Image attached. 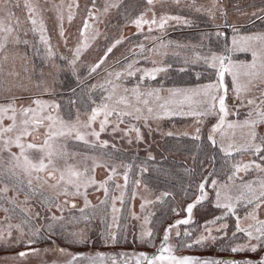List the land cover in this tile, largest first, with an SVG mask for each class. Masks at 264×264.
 Masks as SVG:
<instances>
[{"label":"snow or ice","instance_id":"snow-or-ice-1","mask_svg":"<svg viewBox=\"0 0 264 264\" xmlns=\"http://www.w3.org/2000/svg\"><path fill=\"white\" fill-rule=\"evenodd\" d=\"M172 5L177 10H169L171 5L165 0H159V7L157 0H136L134 11L124 0H105L102 6L96 0H88L84 5L79 37L69 47L64 29V9L67 8V20L71 22L80 10L78 2L64 5L40 3V0H0V88L10 90L9 77L20 76L15 63H8L10 58L14 61L17 55H21L16 46L23 44L27 48L31 45L36 49L34 41L24 38L28 31L39 34L46 62L49 63L48 77L38 80L36 85L49 98L37 97L28 105L18 106L15 98L0 104V183L3 184L0 187V210L5 213L4 223L0 224V244L21 249L12 257L13 260L22 262L30 254L52 251L59 252L66 259L44 260L42 264H82L85 260L95 264L90 254L70 250L72 246L95 243L87 223L91 216L81 208L79 216L71 214L65 217L64 208L71 205L75 209L77 197H83L86 208L90 204L88 188L98 187L105 194L101 204L107 205L111 200L115 220L124 204L125 193L129 191L130 171L139 169L138 178L132 181L136 187L130 190L131 199H135L142 183L147 192L151 180L168 174L153 155L151 144L145 150L143 159L137 154L133 161L117 162L118 155L112 151L116 148L115 143L102 138V134L110 133L113 138L119 134V138L139 146L146 142L144 128L151 135L153 125L159 131L162 120L191 117L195 125L191 132L168 131L164 135L190 137L199 150L222 154L225 178L218 179L215 168L207 172L201 164L200 178L194 183L190 182L186 188L181 186L179 191L163 190L158 195L152 193L151 199L141 193L142 213L147 205L159 202L167 203L172 215L171 219L163 221L156 217L159 227L152 223L155 213L148 211L143 215L141 231L138 237L134 235V240L138 238L155 251L151 254L145 251L133 253L136 264H264V30H248L241 34L239 28L229 21L228 8L220 0H212L209 6L198 3V0H188L185 4L181 0H172ZM248 7L251 8L250 12L237 10L247 17L248 24H254L255 18L264 25V0H259V6L252 4ZM184 8L203 16L191 18L182 11ZM21 9L26 13L24 21L17 14V10ZM112 9L116 10V16L105 27L114 24L117 28L115 37L99 28V24L105 23L102 17ZM46 10L56 12L59 38L68 49L67 54L58 55L51 43L44 20ZM198 20L205 27L215 28L218 38L226 37L222 29H232L231 46L227 45L225 38L223 52L212 51L211 48L203 53L196 51L197 47H204L201 43L192 45L191 61L185 56V64L202 62L206 70L212 71L215 79L209 76L206 83L167 88L162 83L152 84L150 81H156L159 74L166 73L171 67L170 64L151 59L154 54L159 55L160 48L172 43L162 39L164 30L170 22L195 27ZM24 23L30 27L25 29ZM129 26L135 32L125 36L122 29ZM157 32L161 35H157ZM212 34L202 32L200 35L202 39H210ZM132 35H143L145 41L154 43L149 48L145 43L133 42ZM99 37L106 41L102 54L89 63L86 50ZM125 42L130 43L131 47L126 55L117 58L114 50ZM235 51L249 52L251 60H233L230 53ZM22 58L25 61L23 71L27 72V51ZM109 59H113L115 68L107 63ZM147 63L152 66L148 67ZM101 72L104 73L102 77ZM226 74L231 76L230 85L225 82ZM200 75L197 73L198 79ZM49 78L51 83L48 82ZM60 78L63 79L58 84ZM57 87L66 90L68 95H58ZM63 101L67 102V111L61 115ZM242 107L247 109V114L241 120L239 109ZM232 115L237 119H230ZM208 126L206 136L202 135V130ZM71 142H82L93 151L83 154V159L76 161L75 158L81 153L70 146ZM13 148L17 151H13ZM234 154H248L251 159L236 161ZM210 158L215 160L216 156L211 155ZM197 159L198 156L193 155L194 163ZM230 160L232 164L229 168ZM98 167L108 170L103 180L96 179L95 170ZM120 168H123L124 184H115L120 195L109 197L110 182L120 174ZM185 171L195 175L197 168L189 167ZM242 172L252 174V178L244 180L240 176ZM45 187L48 191H45ZM10 190L12 195H8ZM21 192L25 202L36 198L43 203L46 209L43 217L39 211H30V204L25 203L24 207L18 204ZM61 196L63 200H60ZM117 200L121 208L117 207ZM205 202L214 204L221 211L219 215L204 221L203 230L194 236L188 227L181 226L190 225L194 209ZM53 207L60 211V215L51 211ZM17 208H20L19 213ZM13 214L20 216L18 223H11ZM131 216L141 219V215L134 210ZM41 219L44 223H40ZM82 222L83 227H78ZM103 239L117 243L119 237L115 232H104ZM217 242H226L233 253H252L254 258L249 256L241 261L177 254L180 248ZM39 243L46 246L43 249L29 247Z\"/></svg>","mask_w":264,"mask_h":264},{"label":"rangeland","instance_id":"rangeland-1","mask_svg":"<svg viewBox=\"0 0 264 264\" xmlns=\"http://www.w3.org/2000/svg\"><path fill=\"white\" fill-rule=\"evenodd\" d=\"M79 3L80 4V10L77 13V15L74 17V19L69 22L67 20V8L65 7V20H64V29L65 34L68 37L69 40V47L74 45L79 37V30L82 28V19L84 16V5L88 3V0H40V3H63L64 5L70 4V3ZM98 5H103L105 0H96ZM125 4H127L130 8H132L135 11V4L136 0H124ZM168 4L171 5V8L169 10H177L175 8V5H172V0H165ZM188 0H181L182 4L187 3ZM221 3H223L228 8V19L232 24H235L241 34L245 33L248 30L251 31H260L264 30V25H262L260 20L254 19V24H248L247 23V17L242 16L240 14V11L237 9H243L246 11H251V8L248 7L249 5L256 4L255 2L251 0H220ZM198 3H202L205 6H209L212 3V0H198ZM157 6L159 7V0H157ZM75 11V10H74ZM183 12L188 13L191 18H195L197 16H203L201 13H195L192 12L190 9L184 8L182 9ZM17 14L20 16L21 20H25L26 13L21 9L17 10ZM116 16V10L112 9L111 12L107 15L102 17V19L105 21V23L99 24V28L101 31L106 32L108 35L115 37L117 35V28L114 26V24H108V27H105V24ZM204 19H207V17H204ZM44 20L45 25L49 29L48 35L51 37V43L54 47L57 49V54H67L68 49L64 47V42L59 38V22L57 21L56 12L55 11H48L46 10L44 12ZM222 22V21H221ZM25 29H28L30 27L29 24L24 23L23 24ZM226 33L225 36L217 37L215 35V28H208L205 27L199 20L197 21V26L195 27H187L182 24H176L175 22H170L169 26L164 30L162 33V39L167 42L171 41V44H168L165 48L159 49V55L154 54L151 59H155L160 62H164L166 64H170L171 67L167 69L166 73H161L157 76L156 81H150L154 85H158L159 83H162L165 88L172 87V86H190V85H178L175 84L174 81L178 79H185L186 77L189 78V76H193L194 79L199 80L196 83H206L207 77L211 76L213 79H215V76L213 75L211 70H206V66L203 65L202 62L192 63L189 62L188 64L184 63L185 56L188 57L189 61L192 60V52L193 48L192 45H200L201 43L204 45V47H197L195 50L200 52H207L209 48H211L212 51L217 52H223L225 48V38L227 39V45L231 46V38H232V29L226 28L222 29ZM123 34L125 36H129L135 32V29L129 26L128 28L122 29ZM202 32H211L213 33L212 36L209 38H201ZM157 35H161V33L157 32ZM29 41H34L36 44V49H34L31 45H29L27 48L23 44H20L17 47L18 52L21 55H17L15 60L13 61L11 58L9 60V65H11L13 62L15 63V66L17 70L20 71L19 77H9L10 90L5 91L2 88H0V104L7 103L13 100L15 98V103L19 106L20 104L28 105L31 100L39 97L42 99L49 98L47 93H43L40 88H38L37 81L40 79H44L48 77L49 72V63L46 62L45 58V50L44 45L39 40V34H33L31 31H28V34L26 37ZM132 41L133 42H142L145 43L147 47L151 48L153 45V41L148 40L145 41L143 39V35L136 37L135 35H132ZM106 41L103 39V37H99L96 41L92 42V46L86 50V56L88 62H92L97 58L98 55L102 54L101 50L104 46ZM158 43V42H156ZM180 45V47H178ZM183 45H187L188 47H183ZM131 47L130 43L125 42L123 45L118 46V50H114L116 52V57L119 58L121 55H126L128 53V49ZM27 51V67L28 71H23V65L25 63L24 59L22 58V54ZM231 57L235 61H249L251 60V54L249 52L244 51H235L230 53ZM111 56V54H110ZM109 65H111L113 68L116 67L115 63L113 62V59H109L107 61ZM148 67H151L152 65L150 63H147ZM183 69V71L181 70ZM41 72H43V76H41ZM197 73H200V78H197ZM169 74V75H168ZM104 75L103 72L100 73V76L102 77ZM182 75V77H179ZM171 76L172 80L169 81L166 79L167 77ZM2 78V77H0ZM63 78H60L58 80V84L62 81ZM166 80V83L169 82V85H165L164 81ZM49 83H51V80L49 78ZM225 82L229 85L231 84V76L226 74ZM57 94L61 96H67L68 93L66 90H62L60 87H57ZM231 95V93H230ZM63 107L61 109V115H64L67 111V102L63 101ZM73 115H75V109L72 110ZM241 115L239 119H244L245 115L247 114L246 108H240L239 109ZM230 119H237L235 115H232ZM6 123L8 121H5ZM160 123V130H155V124L153 125V133L151 135H148V130L146 128L143 129L144 133L146 134V142L140 143L139 147H144L148 143V137H154V136H165L164 133L168 131L173 132H184L189 131L191 132L195 125L193 123V119L191 117L187 118H174L172 120H162ZM123 127V125H122ZM208 127H205L202 130V135L207 134ZM134 135V134H133ZM102 138H107L112 140L113 143H115L116 148L112 149V151L116 152L118 155V161H124V159H120L119 155L123 154L125 152H128L127 150L133 149V147H137L136 143L129 144L126 139L119 138V134H117L116 138H113L112 134L105 133L102 134ZM70 146L75 150L81 153L80 156H77L75 159L76 161H80L83 159V154L85 153H91L93 149H91L89 146L84 145L82 142H71ZM111 148V145L109 146ZM13 151H17V149L13 148ZM4 155H7V153H4ZM236 155V161H247L251 159V157L248 154H234ZM117 176L114 177L113 181L110 182V191H109V197L111 196H119L120 190L115 188V184L119 183L121 186L124 184V177L122 175L123 168L118 169ZM138 170L136 171V173ZM108 174V170L103 167H98L95 170V176L97 180H103ZM136 176V175H135ZM139 172L137 173L136 178H138ZM240 176L244 178V180H249L252 178V174H245L240 173ZM135 178L132 177L131 171L129 172V184H128V190L125 193V199L124 204L121 208L120 201H116V205L118 208H121V211H119L116 214V219H113V213L111 211V200L109 199V202L107 205L101 204V201L105 199V194L103 189L98 187L90 186L88 188V199L90 201V204L85 208L83 197H77L76 203L77 207L75 209L71 208V205H68L64 208L63 214L65 217H69L71 214L80 215V209H85V214L90 215L91 219L87 222L89 227V234L92 236V238L95 240V243H89L88 245H78V246H72L70 247V250L73 252H84L87 254H90L95 264H113V261L115 260V264H136V257L133 255V253H139L141 251H145L148 253H153L155 249L149 245H146L142 243L138 238L134 240V235L136 237L139 236V233L141 231L142 227V219L143 215L147 214L148 211L154 212L153 205H147L145 211L142 213L140 204H141V193L147 196L148 198H153L152 193L159 194L160 191H155L153 188L148 189L146 192L143 186V183L138 187V194L135 197V199L130 198V190L133 187H136L132 181ZM220 180H224V178H218ZM3 184L0 183V187H2ZM45 191H48V189L45 187ZM12 191L10 190L8 195H12ZM63 196L60 197V200H63ZM18 204L21 207L25 206V203L30 204L32 207L30 211L33 213L36 211H39L41 213V217L45 214V206L41 201H39L36 198L30 199L29 201L25 202L23 192L20 193L18 197ZM9 206V205H5ZM202 208H207V211L199 216V221L197 223H194L195 214L199 213ZM135 211L137 214L141 215V219L137 220L131 216V212ZM52 212H55L57 215H60V211L53 207L51 208ZM220 209H217L214 204H208L205 202L203 206H197L194 209V215H193V221L191 222V226H181L188 227L190 231L193 232L194 236L199 235L200 232L203 230L204 221L212 219L214 216L220 214ZM20 212V208H17V213ZM94 213V214H93ZM242 214V212H241ZM186 215V213L184 214ZM5 216V213L0 210V224L4 223L3 217ZM20 219V216L17 214H13L11 218V223L15 224L18 223ZM234 217L232 218V221L234 222ZM154 219L152 218V222ZM40 223H44V220L41 219ZM82 222L78 227H83ZM195 225V226H194ZM194 226V227H193ZM104 232H115L117 233L119 239L117 243H111V242H105L103 239ZM126 237V239H125ZM173 242H175V237L173 239ZM60 243V241H58ZM46 246L45 243H39V244H33L29 247H39L43 249ZM61 246H68V245H61ZM21 250L18 247L15 246H5L3 244H0V264H42V261L47 260L49 262L55 260V261H63L66 259L65 256H62L59 252H41L40 254H30L26 260L20 261V260H13L12 257L15 255L16 252ZM98 253H103L104 255H97ZM178 255H192L197 256L201 258H227V259H236V260H243L245 257L252 256L254 258V254L248 253V252H238L233 253L230 251L227 243H208L204 246H198L193 245L191 248H180L177 252ZM82 264H89L87 260L83 261Z\"/></svg>","mask_w":264,"mask_h":264},{"label":"trees","instance_id":"trees-1","mask_svg":"<svg viewBox=\"0 0 264 264\" xmlns=\"http://www.w3.org/2000/svg\"><path fill=\"white\" fill-rule=\"evenodd\" d=\"M259 6V0H251ZM169 75V74H168ZM179 77H182L180 75ZM169 81L172 80L171 76L167 77ZM199 80L194 79L193 76H189V78L185 79H178L175 80L174 83L178 85H192ZM165 85H169L170 83L166 80L164 81ZM206 136V134H203ZM152 145L153 155L156 156V160L163 165L164 169L167 171V175H161L160 178L153 179L149 182V187L153 188L155 191H163V190H172V191H179L180 187H188L189 183H194L196 180L200 178L201 174V167L202 164L203 169H207V172H211L213 168L217 171V178H225L224 171L226 170L225 164L220 153H211L208 150L201 151L196 146H194L191 142L190 137H182V136H154L148 137V143L146 146L142 147H133V149L127 150L123 154L119 155L120 159H124L126 162L133 161L138 154L141 159H143L146 155L145 150L148 148V145ZM161 155L163 159H161ZM193 155L198 156L197 161L193 162ZM211 155H215L216 159L212 160L210 157ZM235 159H236V155ZM138 163V162H137ZM232 161L228 162L227 167H231ZM189 167L197 168L195 175L191 172H186L185 169ZM139 169L135 168L131 171L132 177L136 178L137 173L136 171ZM207 174V173H205ZM136 175V176H135ZM148 175V174H145ZM155 176V173H153ZM175 186V187H173ZM170 199V198H169ZM199 206V205H198ZM155 216L152 217L154 221L152 222L157 227L159 225L156 223V217H159L161 221L166 219H171V215L168 211V204L167 203H155L153 204ZM199 213L195 214V221L197 223L199 220V216L207 211V208L200 209ZM189 227L191 226L188 225ZM195 226V225H194ZM193 226V227H194Z\"/></svg>","mask_w":264,"mask_h":264}]
</instances>
